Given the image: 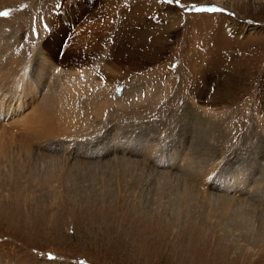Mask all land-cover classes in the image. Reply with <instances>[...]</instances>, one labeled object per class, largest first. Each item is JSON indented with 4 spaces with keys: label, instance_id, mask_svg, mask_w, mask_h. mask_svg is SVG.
Listing matches in <instances>:
<instances>
[{
    "label": "rangeland",
    "instance_id": "374dc122",
    "mask_svg": "<svg viewBox=\"0 0 264 264\" xmlns=\"http://www.w3.org/2000/svg\"><path fill=\"white\" fill-rule=\"evenodd\" d=\"M76 1L0 0V12H9L0 16V110L10 113L0 117L1 148L15 161L26 126L38 125L31 121L41 115L36 109L47 82L56 87L57 108L73 99L70 117L90 142V154L76 157L85 164L61 184L45 187L28 172L26 194L0 198V264H243V258L264 264V0H181L226 11L196 13L172 4L174 27L164 19V0H92V10L101 11L88 28ZM67 40L89 44L85 70L92 69L95 81L69 78L77 87L55 76L38 80V52ZM15 56L32 58L29 77L37 88L35 100L18 112L7 96L20 87L5 75ZM99 81L111 86L101 101L94 96ZM22 88L20 100L26 83ZM59 141L52 155L69 144ZM127 147L142 153L131 157L132 168L115 162ZM147 158L153 167L139 164ZM184 161L192 164L180 170ZM5 164L0 157V177ZM239 177L243 183H236ZM239 187L253 193L240 194ZM208 191L228 195V212ZM242 197H248L244 208Z\"/></svg>",
    "mask_w": 264,
    "mask_h": 264
},
{
    "label": "bare ground",
    "instance_id": "6f19581e",
    "mask_svg": "<svg viewBox=\"0 0 264 264\" xmlns=\"http://www.w3.org/2000/svg\"><path fill=\"white\" fill-rule=\"evenodd\" d=\"M32 1L33 0H30V2H32ZM216 1L219 2L220 0H216ZM90 3H92V0H79L78 2L76 1V3H75V6H77V8L81 12V14H85L83 16L79 15V16H82L81 20H83L82 23H84L83 25H85V27H83V28L92 27L94 25L92 23L97 22L98 19H99L98 12H100L101 10L100 9H94V8H93L94 10H92V7L90 6ZM161 5H163V8L165 9V12H167L166 13L167 16L164 19H167L169 21V23L171 25H173V27L176 26V24L178 22L176 20L177 16H178V11H177L178 9L174 5H169L167 3L161 4ZM230 6H231V4H230ZM230 8H232V7H230ZM103 16H104V14H103ZM87 20H90V21H87ZM140 22H141V20H140ZM88 23H90L92 25L89 26ZM166 23H167V21H166ZM235 25H236V23H232L231 22V27H234ZM166 38H168V37H166ZM89 47L90 46H89L88 43H86L84 47L73 46L72 43H69L68 40H67V42H64L63 44L61 43V44L52 45V50H50V52H49V49L46 50V48H45V50H41L40 52H38V51H36V49H34L35 50V54H37V52H38V55L40 56L39 57L40 59L38 60V63H39V68H38V72H37L38 73L37 74L38 80H39V78H41V76L44 77L45 79L49 78V80L52 79L53 76H55V79L64 78V79L68 80V82H69L70 81L69 78H73V77L74 78H77V77H81L82 78V77H88L89 76L91 78V80L95 81L96 77H94V75L91 76L92 73H93L92 69L85 70V67L88 64V61L86 60V55L88 54L87 51H88ZM34 50H33V53H34ZM128 55L129 54L127 53V56ZM192 56L193 57L195 56L194 52H193ZM17 57L18 56H15V58L13 57V58L10 59L8 65H7V68L5 70V75H8L13 80H15V81L12 82L14 84V89H17L18 86L20 87L19 89H17L18 91H15V93H9L8 96H7V98H10L8 100L7 105L10 103V106L12 105L10 108H13L15 111L18 112L19 110L22 109V106L26 105V102H32L33 100H35V97H36L35 93L37 92V88L35 86L34 80H32L29 77V74H30V72L32 70V66L30 65V62H31L32 58H30V59L28 58V59L25 60L23 58L24 56H22L21 59L19 61H17V59H16ZM88 66H90V65H88ZM91 67H93V66H91ZM86 68H88V67H86ZM57 69H60V71H56ZM0 71H1V68H0ZM64 79H63V81H64ZM64 82H66V81H64ZM75 82H73L72 85H74V86L77 85V87H78L79 84H77V82L75 84ZM79 82H81V81H79ZM24 83H26V85H27L26 98L20 100L21 96H23V94H24V90L22 88ZM67 83H66V85H67ZM51 84L52 83H49V82L43 84V87L45 88V91L47 92L46 94H48V95H46L45 92H43V94L41 95L43 97L42 100H40V98H39V101H41V105H42L40 110L36 109L38 106H36V108H35V106L34 107L32 106V108H35L37 111L40 112L39 114H41L40 116L38 115L39 117L37 116L36 119L33 118V120L31 121V122L37 123L38 125L36 127H30L29 125H27L28 123L26 124L27 126H26V130L25 131H26L27 136L28 137L30 136V138L27 137V141H25V143L23 142V140H20L19 153L17 154V157H16L15 161H12L10 159V156L8 155V152L6 151V149H2L1 148V145H3L4 143L0 142V157L5 158L6 161H7V164H5L6 169H2L3 172H2V176L0 177L1 178L0 179V198L2 196H4V197H8L9 199H11L12 196H13V198L17 197L21 191L24 194H26V180H27V182L28 181L31 182L30 181L31 179L29 180V179H26V178H29L30 176L32 177V175L37 176V177L41 176V178L43 179V182H47V184L45 183L46 184L45 187H48L50 184H52L54 182L56 184L57 183L61 184L62 181L64 180L63 175H71L72 172H73V170H71V169L75 168L74 167L75 165H77V166L79 165L80 166V165L85 164V163H82V161H84V159H79V158H76V157L80 156V158H86L90 154V152L88 150L90 142H88V138H86L87 135L84 136L85 127L83 126L82 123L80 124L78 119H75L74 116H72L73 119H71L72 117H70V114H72V113L69 112V108H73L71 106L73 104L72 103L73 99L71 100V105H68V104L66 105L63 102L62 103L59 102L61 104V109H63L62 110V115L67 113V116H69L67 118H62L61 115H60L61 114L60 113V111H61L60 107H58V108L56 107V104L58 103V101L56 103L54 98H53V96H55L54 90H55L56 87L54 86V84L53 85H51ZM62 84L63 83H61V85ZM95 84L97 85V90L95 91L94 96L98 97V99L101 101V99H104V95L107 94L110 91L111 86H110L109 83H103V81H99V82H97ZM168 86L169 85H167V87ZM69 87H71V86H69ZM77 87H74V88H77ZM64 89H66V88H64ZM69 91H70V89H69ZM72 91H73V89H72ZM74 91H76V89H74ZM174 92H175V90H174ZM68 93L70 94V92H68ZM44 94L46 95L45 96L46 98L43 96ZM69 94H68V96H69ZM153 94H156V93L154 92ZM71 95H74V93H71ZM122 95L123 96L125 95L124 92L122 93ZM77 96H79V95H77ZM149 96H151L150 93H149ZM152 96H154V95H152ZM38 97H39V95H38ZM70 97L71 96H69V98ZM156 97L158 99L159 95H157ZM152 99H153V97H152ZM15 102L18 103V104L14 105ZM91 102H92V100H91ZM64 109H65V111H64ZM5 110L6 109L0 110V117L1 118H5L7 116L9 117L10 113H6ZM63 112H66V113L63 114ZM32 113H34V115H37L36 112H34V111ZM65 117H66V115H65ZM28 122H29V120H28ZM26 134H24V135H26ZM91 137H93V136L91 135ZM59 139L67 140L65 142H67L69 144L65 145L64 153L60 154L59 156H56L57 153L55 155H52V153L48 152V151L57 147L56 146V142H58ZM30 141H34V143L30 144ZM62 141L63 140H61V142ZM70 142H73L76 145L74 147H72ZM115 142H117V141H115ZM59 143H60V141H59ZM130 143H131V141H130ZM122 145H120V146H122ZM149 145H150V143H149ZM69 146H71L72 152H71V149H70L68 153H65L66 152L65 151L66 147H69ZM61 149L63 150V148H61ZM153 149L154 148H151V150H148V148H147L146 150H147V152L150 151L149 153L151 155L152 152H154ZM115 150H116V148H115ZM137 150L138 149L130 150L127 147V149H125V152H127L128 154H124L123 151H120L121 152L120 153L121 157H116V159H117V161H115L116 164L119 165V166H120V164L121 165L123 164L124 165V166L122 165L123 167L132 168L131 164L135 163L137 161L132 160L134 158H131V157H134V156L136 157L135 154H142V153L138 152V151H140V149L138 151ZM146 150H144V151H146ZM149 153H148V155H149ZM148 161H149V159L147 158L144 161H141L139 164H142L143 167H146L147 164L151 165L153 167L154 164H151V162L148 163ZM192 161H184L183 165L179 166V169L180 170H186L187 168H190V164H192ZM69 162H70V165L65 166V164L66 163L68 164ZM1 164H3V163H1ZM2 168H3V166H2ZM64 168H66V170H64ZM133 168H135V167H133ZM176 169H178V167ZM28 172H30L32 175L26 176V173H28ZM233 180H234V178H233ZM243 182H244V180H243L242 177L236 178V183H243ZM230 185L233 186L232 183ZM241 188H243V189L239 190L240 187L238 188V191H239L240 194L244 190H246L247 193H248V191L250 193L252 192L251 188L249 190H248V188L245 189V187H241ZM188 190H189V188H186V190H184V197H189L191 195V191H188ZM238 191H236V192H238ZM207 194H208L209 200H211L212 202H215V203L220 205L221 210H223V214L225 212H228L229 209L226 208V206L229 205L228 201L230 200L228 195H226V194H217V193H214L212 191H210ZM253 195L254 194H250L248 197H251ZM248 197H242L240 199L239 204L240 203L242 204L243 202H246ZM11 201H14V200H11ZM260 205H262V204L260 203ZM252 206H253V204H252ZM240 208H244V206L242 207V205H241ZM261 216H262V219H263V222H264V203H263V211H262ZM263 227H264V224H263ZM262 229H264V228H262ZM213 259H215V258H213ZM231 259H232L231 262L234 261V260H238L236 258V256L231 257ZM209 261H212V260H209ZM242 262H243V264H245V259L244 258H243ZM210 264H219V263L218 262H211ZM225 264H226V262H225ZM230 264H232V263H230Z\"/></svg>",
    "mask_w": 264,
    "mask_h": 264
},
{
    "label": "snow or ice",
    "instance_id": "6c2138e0",
    "mask_svg": "<svg viewBox=\"0 0 264 264\" xmlns=\"http://www.w3.org/2000/svg\"><path fill=\"white\" fill-rule=\"evenodd\" d=\"M169 5L175 4L182 10H190L192 12L196 13H224L226 10L224 8L215 7V6H198L196 4L185 6L181 3V0H164ZM9 15V12L3 11L0 12V16L6 17ZM56 71H60V69H57ZM49 259H54V257L49 254Z\"/></svg>",
    "mask_w": 264,
    "mask_h": 264
}]
</instances>
